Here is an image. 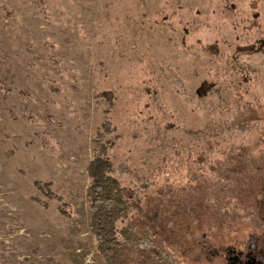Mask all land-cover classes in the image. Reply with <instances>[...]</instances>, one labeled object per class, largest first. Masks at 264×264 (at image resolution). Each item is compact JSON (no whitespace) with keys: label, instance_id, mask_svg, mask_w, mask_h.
<instances>
[{"label":"rangeland","instance_id":"374dc122","mask_svg":"<svg viewBox=\"0 0 264 264\" xmlns=\"http://www.w3.org/2000/svg\"><path fill=\"white\" fill-rule=\"evenodd\" d=\"M0 56V264H105L107 119L113 174L179 262L264 264V0H0Z\"/></svg>","mask_w":264,"mask_h":264},{"label":"trees","instance_id":"16d2710c","mask_svg":"<svg viewBox=\"0 0 264 264\" xmlns=\"http://www.w3.org/2000/svg\"><path fill=\"white\" fill-rule=\"evenodd\" d=\"M0 62H6V59L0 56ZM99 95L109 101L113 98L109 91H103ZM27 118L33 119L30 114ZM102 128L104 130L95 138L97 153L88 167L90 183L87 196L91 210L90 230L94 237L96 251L104 259L105 264H132L134 258L141 256L151 264H182L179 262L176 250L162 240L159 231L153 227V217L147 216V219L140 220L138 205L141 199L133 189L122 185L118 177L113 174L114 164L106 155V146L102 140L112 131L111 121L107 119L103 122ZM231 155L230 153L228 163L233 160ZM237 162L243 164L247 161L241 158ZM119 172L123 171L119 170ZM48 184L37 182L41 189L48 188ZM144 186L147 187L148 183ZM59 210L64 215L70 214L65 204H61ZM122 220L128 222L126 221V224L119 228L118 224ZM143 244L149 247L145 248ZM46 261L52 262L51 259ZM144 262L140 260L141 264Z\"/></svg>","mask_w":264,"mask_h":264},{"label":"flooded vegetation","instance_id":"af4514ba","mask_svg":"<svg viewBox=\"0 0 264 264\" xmlns=\"http://www.w3.org/2000/svg\"><path fill=\"white\" fill-rule=\"evenodd\" d=\"M230 252V264H236L238 260H240L241 251H229ZM251 256V255H250ZM243 264V260H241Z\"/></svg>","mask_w":264,"mask_h":264}]
</instances>
